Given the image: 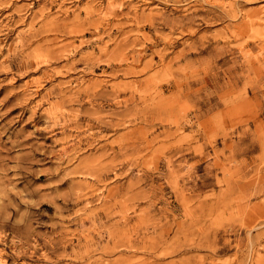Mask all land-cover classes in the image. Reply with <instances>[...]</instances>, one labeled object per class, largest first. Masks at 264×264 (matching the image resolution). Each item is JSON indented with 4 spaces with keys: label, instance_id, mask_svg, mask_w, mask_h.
<instances>
[{
    "label": "rangeland",
    "instance_id": "obj_1",
    "mask_svg": "<svg viewBox=\"0 0 264 264\" xmlns=\"http://www.w3.org/2000/svg\"><path fill=\"white\" fill-rule=\"evenodd\" d=\"M0 264H264V0H0Z\"/></svg>",
    "mask_w": 264,
    "mask_h": 264
}]
</instances>
